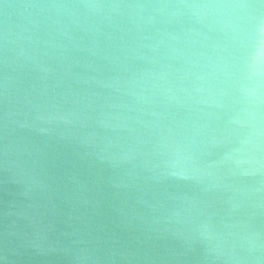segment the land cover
Segmentation results:
<instances>
[{
	"label": "water",
	"instance_id": "water-1",
	"mask_svg": "<svg viewBox=\"0 0 264 264\" xmlns=\"http://www.w3.org/2000/svg\"><path fill=\"white\" fill-rule=\"evenodd\" d=\"M176 2L0 0V264H264V172L217 188L145 166L166 137L202 141L212 163L264 131L255 21L241 48L214 17L154 11Z\"/></svg>",
	"mask_w": 264,
	"mask_h": 264
},
{
	"label": "clouds",
	"instance_id": "clouds-1",
	"mask_svg": "<svg viewBox=\"0 0 264 264\" xmlns=\"http://www.w3.org/2000/svg\"><path fill=\"white\" fill-rule=\"evenodd\" d=\"M264 2V0H262ZM143 9L145 6H138ZM158 14L172 18L185 16L199 19L215 18V23L224 24L232 34L233 43L243 48L245 37L249 35L246 25L255 21V31L264 37V13L250 4H224V3H196L189 0H178L174 4L160 5L154 9ZM227 19H223V18ZM255 57L264 59V42L255 51ZM203 81L204 77H197ZM186 93V99L191 103H198V95L204 92L202 85L194 84L193 91ZM195 93V94H193ZM44 124L73 123L64 116H49L47 118L37 117ZM40 132H49V128H39ZM213 147L230 145L227 138L214 139L211 141ZM236 147L228 146L212 163H208L204 157L208 154L205 151L204 143L197 141L188 135L170 136L163 138L154 149L148 154L150 159L145 161L147 170L152 178L163 181L191 182L196 185L211 183L213 187H220L223 182L238 176L255 175L264 172V131L256 130L254 134L236 141ZM105 157L101 156V160ZM191 210L195 209V202ZM196 232L204 240L213 239L211 228L208 224H201Z\"/></svg>",
	"mask_w": 264,
	"mask_h": 264
}]
</instances>
